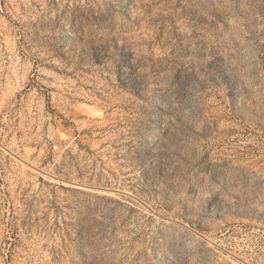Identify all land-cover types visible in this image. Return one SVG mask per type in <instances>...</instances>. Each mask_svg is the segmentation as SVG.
Masks as SVG:
<instances>
[{
	"label": "rangeland",
	"instance_id": "374dc122",
	"mask_svg": "<svg viewBox=\"0 0 264 264\" xmlns=\"http://www.w3.org/2000/svg\"><path fill=\"white\" fill-rule=\"evenodd\" d=\"M0 264H264V0H0Z\"/></svg>",
	"mask_w": 264,
	"mask_h": 264
}]
</instances>
